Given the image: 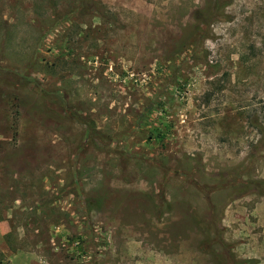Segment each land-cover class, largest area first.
<instances>
[{
    "label": "rangeland",
    "instance_id": "1",
    "mask_svg": "<svg viewBox=\"0 0 264 264\" xmlns=\"http://www.w3.org/2000/svg\"><path fill=\"white\" fill-rule=\"evenodd\" d=\"M213 1L0 0V264H264V0Z\"/></svg>",
    "mask_w": 264,
    "mask_h": 264
},
{
    "label": "trees",
    "instance_id": "2",
    "mask_svg": "<svg viewBox=\"0 0 264 264\" xmlns=\"http://www.w3.org/2000/svg\"><path fill=\"white\" fill-rule=\"evenodd\" d=\"M231 1H233V0H214L213 1V4H214V6L216 7V9H218L219 8V3H223V6H227ZM262 130H264V128L261 126L260 127ZM261 184H264L263 182H252V185H259V186H262ZM263 194H264V192H262ZM197 224L199 225V226H202L203 224H202V221H200V220H198L197 219ZM208 242H210V240H209V236H208ZM208 242H206V243H208ZM209 244V243H208ZM208 253H210L213 257H214V261L216 262V264H226L224 261H223V259H222V257H220V255H218L216 252H215V250H209V252ZM254 264L253 262H250V261H246V262H243V263H241V264Z\"/></svg>",
    "mask_w": 264,
    "mask_h": 264
}]
</instances>
